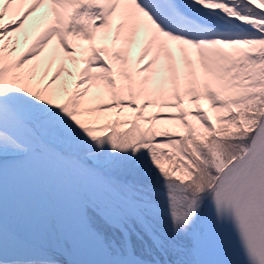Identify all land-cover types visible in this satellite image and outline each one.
I'll list each match as a JSON object with an SVG mask.
<instances>
[{"label": "snow or ice", "instance_id": "1", "mask_svg": "<svg viewBox=\"0 0 264 264\" xmlns=\"http://www.w3.org/2000/svg\"><path fill=\"white\" fill-rule=\"evenodd\" d=\"M34 160L73 246L6 211ZM0 264H264V0H0Z\"/></svg>", "mask_w": 264, "mask_h": 264}, {"label": "rangeland", "instance_id": "2", "mask_svg": "<svg viewBox=\"0 0 264 264\" xmlns=\"http://www.w3.org/2000/svg\"><path fill=\"white\" fill-rule=\"evenodd\" d=\"M188 106L189 104L186 102L185 107ZM146 111L151 113L159 111V109L149 107ZM164 111L174 110L165 109ZM47 166L42 160H34L5 174L3 178V195L5 208L10 218L34 220L39 217L42 219L44 226L57 227L56 210L52 190L49 187Z\"/></svg>", "mask_w": 264, "mask_h": 264}, {"label": "bare ground", "instance_id": "3", "mask_svg": "<svg viewBox=\"0 0 264 264\" xmlns=\"http://www.w3.org/2000/svg\"><path fill=\"white\" fill-rule=\"evenodd\" d=\"M43 11H45V9H43V8L40 9L37 13L34 14V16H39ZM5 22H7V20ZM31 22H32V18H30L29 24H31ZM112 34L113 35L115 34V28H113ZM32 35H33L32 33H29L30 38L27 40V42H25L24 34L23 33L19 34L20 46H19V50L17 51V53L15 55H17V56L20 55L21 52L25 51L29 47V45L32 43V39H31ZM57 43H58V40L56 38H53V41L51 42L49 47L45 50L44 55H47L51 51L52 47L57 45ZM82 43H83L84 47H87L88 42L83 41ZM97 43H100V41H97ZM107 43L111 47V40L107 41ZM139 53H140V47H134L133 56L134 57L138 56ZM79 56H80V52L78 50L77 51V57H79ZM68 66L72 67L71 63H69ZM80 67H83V64H81ZM65 78H67V77H65ZM68 79L73 80V86H74V78H68ZM186 102H187V100L185 101V103ZM200 103L202 104V106L204 107L205 110H209V105L206 101L202 100ZM70 177L68 175H66L64 180L67 183L71 184V189L65 190L64 192H61L60 194H58L57 212H58V218L60 219L61 224H64L67 226V230L64 232L62 237L66 241L71 239L72 242L75 244L76 243V237H75V228H74L73 198H74L76 183H75V180L72 177L71 178Z\"/></svg>", "mask_w": 264, "mask_h": 264}, {"label": "water", "instance_id": "4", "mask_svg": "<svg viewBox=\"0 0 264 264\" xmlns=\"http://www.w3.org/2000/svg\"><path fill=\"white\" fill-rule=\"evenodd\" d=\"M58 181V182H56ZM60 181V182H59ZM51 185H52V189H54L53 194L55 195V200H54V205L57 208V197L58 194H60L61 192H64L65 190H70L71 189V184L67 183L66 181L62 180V179H57L55 181H51ZM59 222V221H58Z\"/></svg>", "mask_w": 264, "mask_h": 264}]
</instances>
